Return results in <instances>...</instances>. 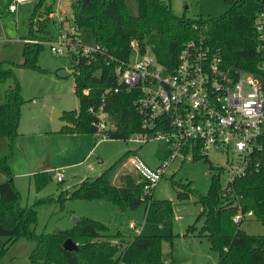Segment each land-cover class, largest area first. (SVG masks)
Returning <instances> with one entry per match:
<instances>
[{"label": "trees", "instance_id": "1", "mask_svg": "<svg viewBox=\"0 0 264 264\" xmlns=\"http://www.w3.org/2000/svg\"><path fill=\"white\" fill-rule=\"evenodd\" d=\"M43 1L37 2L28 23L24 61L20 64L25 68L39 69L37 56L43 42L50 40L45 27L52 8L48 6L43 14L40 13ZM136 2L138 13L133 16L127 11L125 0L71 1L72 23L78 29L88 28L102 52L91 57L67 54L79 109L63 114L68 122L62 128L63 132L95 134L94 111L101 105L113 124V129L108 131L110 139L127 140L140 131V117L134 105L136 91L112 90L118 86L116 67L131 56V40L139 44L141 52L149 50L171 70L177 64L183 44L204 36V42L212 50H219L225 67L248 73L256 70L260 54L256 51L257 31L253 19L258 12L264 11L263 0H226L227 11L207 18L177 16L163 0ZM60 29H63L61 24ZM7 78H13L14 85L5 90L4 101L0 103V174L7 176L0 182V264L9 246L22 238L35 243L29 255L34 264H170L162 257L163 236L138 234L123 240L120 234H107L106 225L91 218L80 219L71 229L36 233L37 210L34 205L21 207L8 165L23 98L13 69L4 67L0 60V79ZM84 89H88V93H83ZM108 89L110 91L105 93ZM5 140L7 154L2 153ZM162 144L161 160L169 152L165 143ZM131 154L133 152L127 150L100 175L83 179L70 192V197L108 199L122 210L136 208L142 201L149 200L153 190L143 194V183L136 173L135 177L121 175L120 185L112 181L116 169ZM210 168H213L212 164ZM215 168L217 173L212 175L205 194L191 189L188 184H179L182 190L177 192V197L184 199L192 194L202 207L198 218L203 222L198 235L207 238L211 248L218 252L216 264H264V234H248L240 224L232 221L236 213L251 211L264 224V176L247 172L231 178L223 187L220 183L222 169ZM50 176L49 172L35 174L37 189ZM43 201L37 200L35 204ZM154 207L162 220L172 218L171 201H154ZM193 228L189 226L188 230ZM68 238L77 244V250L63 248V242Z\"/></svg>", "mask_w": 264, "mask_h": 264}, {"label": "rangeland", "instance_id": "2", "mask_svg": "<svg viewBox=\"0 0 264 264\" xmlns=\"http://www.w3.org/2000/svg\"><path fill=\"white\" fill-rule=\"evenodd\" d=\"M16 0H0V60L4 67H10L20 85L23 102L17 135L11 142L8 165L12 182L19 192L21 207L34 205L37 210L36 233H54L71 229L76 223L73 218H91L107 227V234H120L123 240L133 236L161 235L162 257L170 264H216L218 252L211 248L207 238L198 235L203 219L198 218L202 207L192 194L179 199V184H188L191 189L205 194L212 175L221 168L220 183L223 187L231 179L227 171L228 159L232 154L211 150L208 157L197 156L193 160L182 159L181 155L169 165L159 180L149 200L142 201L136 208L121 209L108 199H85L70 197V192L85 178H94L114 165L127 150L141 157L148 165H158L164 146L159 140L137 142L131 139L97 140L93 133H79L77 141L62 128L68 125L63 114L79 109V98L74 91L70 75L71 61L67 55H54L43 42L37 56V68L22 67L24 61V38L28 36V23L39 0L17 3L12 12L9 6ZM72 0H44L39 8L44 13L51 7L45 33L51 39L58 35L60 24L63 29L72 25ZM177 16L187 18L211 17L228 10L226 0H163ZM130 15H137L136 0H125ZM63 19V21H61ZM60 23V24H59ZM81 44L94 45V38L88 28L78 29ZM14 85L13 78L0 79V103L4 92ZM54 111L62 116L53 117ZM6 141V140H5ZM2 153H8L3 146ZM128 157L113 176V183L120 185L121 175L136 176L128 163ZM210 163H209V162ZM212 164L213 168H210ZM156 165V166H157ZM90 167H92L90 169ZM45 168V169H44ZM49 172L50 178L37 189L34 175ZM61 179H57L56 173ZM7 176L0 174V182ZM44 200L35 204L37 200ZM169 200L173 215L162 220L154 207V201ZM134 227L130 228L129 224ZM189 226H194L188 230ZM248 234H264V224L251 216L240 224ZM115 239H113L114 241ZM35 243L19 239L9 246L1 264H34L29 255Z\"/></svg>", "mask_w": 264, "mask_h": 264}, {"label": "built area", "instance_id": "3", "mask_svg": "<svg viewBox=\"0 0 264 264\" xmlns=\"http://www.w3.org/2000/svg\"><path fill=\"white\" fill-rule=\"evenodd\" d=\"M24 1L27 0H16L9 10L15 12L17 3ZM253 26L257 31L256 51L260 54L253 73L225 67L219 50H212L204 36L183 44L171 70L149 50L141 52L135 40L130 41L131 56L116 67L118 86L112 89L137 93L134 105L140 117V131L128 139L159 140L169 149L156 167H150L134 153L128 157L143 183V194L151 193L179 155L188 160L207 158L211 150L232 154L227 169L231 178L247 172L264 176V11L255 15ZM47 44L54 55L91 57L102 52L95 43L92 47L82 45L74 24L60 29ZM82 92L88 93V89ZM94 113L97 140L110 139L108 131L113 124L103 105ZM56 176L61 179L60 173ZM251 216V211L238 212L232 221L241 224Z\"/></svg>", "mask_w": 264, "mask_h": 264}, {"label": "water", "instance_id": "4", "mask_svg": "<svg viewBox=\"0 0 264 264\" xmlns=\"http://www.w3.org/2000/svg\"><path fill=\"white\" fill-rule=\"evenodd\" d=\"M62 115L60 113H58L57 111H54L53 113V117H61ZM79 221V219L73 218V222L77 223ZM63 248L67 249V250H77L78 246L76 243H74L70 238L66 239L63 242Z\"/></svg>", "mask_w": 264, "mask_h": 264}, {"label": "crops", "instance_id": "5", "mask_svg": "<svg viewBox=\"0 0 264 264\" xmlns=\"http://www.w3.org/2000/svg\"><path fill=\"white\" fill-rule=\"evenodd\" d=\"M69 135H70L71 138H75L77 141H79V138H82V135H81V134H71V133H70ZM95 136H96V135H95ZM5 144H6V141L4 142V146H5ZM5 147H6V146H5ZM159 163H160V162H159ZM146 164H147V163H146ZM156 165H157V164H156ZM156 165H152V166L149 165V166H150V167H156ZM158 165H159V164H158ZM158 165H157V166H158ZM91 168H92V167H90V169H91ZM44 169H45V168H44ZM5 179H6V178H5ZM5 179H4V180H5ZM4 180H2V181H4ZM165 261L168 262L167 260H165Z\"/></svg>", "mask_w": 264, "mask_h": 264}]
</instances>
